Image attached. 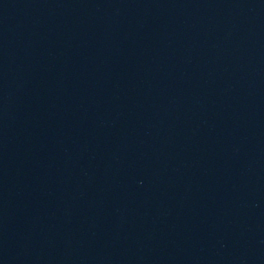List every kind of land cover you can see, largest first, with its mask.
Returning a JSON list of instances; mask_svg holds the SVG:
<instances>
[{
    "label": "water",
    "instance_id": "water-1",
    "mask_svg": "<svg viewBox=\"0 0 264 264\" xmlns=\"http://www.w3.org/2000/svg\"><path fill=\"white\" fill-rule=\"evenodd\" d=\"M0 264H264V0H0Z\"/></svg>",
    "mask_w": 264,
    "mask_h": 264
}]
</instances>
